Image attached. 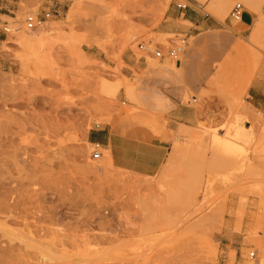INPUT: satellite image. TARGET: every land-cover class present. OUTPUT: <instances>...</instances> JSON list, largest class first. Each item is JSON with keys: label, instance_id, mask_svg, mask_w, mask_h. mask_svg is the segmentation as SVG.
<instances>
[{"label": "rangeland", "instance_id": "rangeland-1", "mask_svg": "<svg viewBox=\"0 0 264 264\" xmlns=\"http://www.w3.org/2000/svg\"><path fill=\"white\" fill-rule=\"evenodd\" d=\"M194 6L221 27L169 26ZM103 125L169 142L159 171L95 158ZM0 264H264V0H0Z\"/></svg>", "mask_w": 264, "mask_h": 264}, {"label": "crops", "instance_id": "crops-1", "mask_svg": "<svg viewBox=\"0 0 264 264\" xmlns=\"http://www.w3.org/2000/svg\"><path fill=\"white\" fill-rule=\"evenodd\" d=\"M183 15V16H182ZM182 17L184 20L192 24L186 29V32H195L198 29H219L222 23L214 17L203 12L202 7H190L181 15L172 13L173 22ZM246 18V20L244 19ZM243 25L251 26L255 20V16L248 10L243 13ZM169 27H165L163 30ZM181 28V27H180ZM184 90L172 89L170 100L173 106L168 113L169 126L175 124L193 125L199 119V111L197 108L189 104L182 103ZM211 108L215 110V117L219 118L227 107L224 101L215 97L214 102H209ZM92 143H100L104 148L110 149L113 163L120 168L130 170L132 172L152 176L161 168L162 164L169 153V142L164 140H145L137 137L135 134H124L118 130H114L110 125L99 126V129L92 131L89 135Z\"/></svg>", "mask_w": 264, "mask_h": 264}, {"label": "built area", "instance_id": "built-area-1", "mask_svg": "<svg viewBox=\"0 0 264 264\" xmlns=\"http://www.w3.org/2000/svg\"><path fill=\"white\" fill-rule=\"evenodd\" d=\"M177 6L182 9H186L188 7L187 3H178ZM246 10L245 6L241 2H237L233 5L229 17L231 20L241 23L243 22V13ZM51 17L50 11H46L43 18L39 14H34L31 13L27 15L26 18V24L29 29L36 28L39 26L42 22L43 19H48ZM182 46L177 44V45H170V46H165L162 45L158 50L155 51V57L159 59H164V58H171V59H177L179 54L182 52ZM96 150L94 152V157L99 158L101 156V152L99 149H102L103 146L100 143H93ZM254 255V252L251 253V256Z\"/></svg>", "mask_w": 264, "mask_h": 264}, {"label": "bare ground", "instance_id": "bare-ground-1", "mask_svg": "<svg viewBox=\"0 0 264 264\" xmlns=\"http://www.w3.org/2000/svg\"><path fill=\"white\" fill-rule=\"evenodd\" d=\"M250 3V2H249ZM28 28V27H27ZM6 30L9 32V31H13V32H16V28H6ZM28 30H30L29 28H28ZM33 30V29H32ZM255 30V29H254ZM257 33H258V31H257ZM257 36H260L259 34H257ZM14 37V36H13ZM256 37V36H255ZM256 39H257V37H256ZM244 133V132H243ZM238 135H241V133H238Z\"/></svg>", "mask_w": 264, "mask_h": 264}]
</instances>
